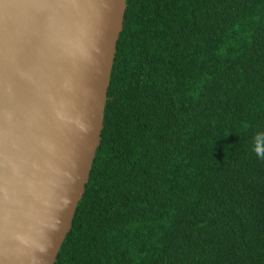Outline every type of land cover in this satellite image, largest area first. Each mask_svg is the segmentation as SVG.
<instances>
[{"label": "trees", "instance_id": "trees-1", "mask_svg": "<svg viewBox=\"0 0 264 264\" xmlns=\"http://www.w3.org/2000/svg\"><path fill=\"white\" fill-rule=\"evenodd\" d=\"M264 0H127L102 141L55 264H264Z\"/></svg>", "mask_w": 264, "mask_h": 264}, {"label": "water", "instance_id": "water-1", "mask_svg": "<svg viewBox=\"0 0 264 264\" xmlns=\"http://www.w3.org/2000/svg\"><path fill=\"white\" fill-rule=\"evenodd\" d=\"M127 0H0V264H55L101 145Z\"/></svg>", "mask_w": 264, "mask_h": 264}, {"label": "clouds", "instance_id": "clouds-1", "mask_svg": "<svg viewBox=\"0 0 264 264\" xmlns=\"http://www.w3.org/2000/svg\"><path fill=\"white\" fill-rule=\"evenodd\" d=\"M251 150L259 160L264 161V132H258L253 137Z\"/></svg>", "mask_w": 264, "mask_h": 264}]
</instances>
